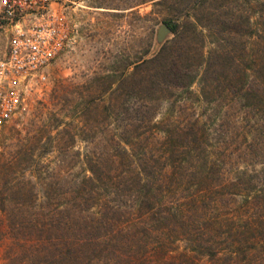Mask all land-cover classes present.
<instances>
[{"label": "trees", "instance_id": "16d2710c", "mask_svg": "<svg viewBox=\"0 0 264 264\" xmlns=\"http://www.w3.org/2000/svg\"><path fill=\"white\" fill-rule=\"evenodd\" d=\"M209 1L157 0L173 36L135 62L110 150L83 154L81 203L59 214L54 228L66 238L54 256L73 264H183L191 255L172 252L185 239L209 264H264V0H246L242 15L190 16L208 13ZM225 23L249 45L236 54L205 51ZM182 188L193 193L180 196Z\"/></svg>", "mask_w": 264, "mask_h": 264}, {"label": "rangeland", "instance_id": "374dc122", "mask_svg": "<svg viewBox=\"0 0 264 264\" xmlns=\"http://www.w3.org/2000/svg\"><path fill=\"white\" fill-rule=\"evenodd\" d=\"M245 1L211 0L208 13L192 10L189 14L206 21L210 13L219 11L242 15L247 10ZM60 15L70 34L65 49L48 68L45 83L29 94L25 107L0 125V264H73L71 257L54 256L64 248L66 238L54 225L59 214H71L81 203L83 154L86 150L99 153L110 145L119 104L133 83L135 62L154 56L173 36L170 33L157 42L158 28L170 16L157 0H81L66 6ZM227 26H217L206 38L205 51L218 47L236 54L249 45L243 31L229 35ZM200 87V82L192 86L195 91ZM216 96V91L208 93L211 100ZM165 106L156 112V120ZM212 106L206 105L209 112ZM234 157L238 159L237 152ZM102 163L110 165L106 159ZM179 193L189 196L193 188ZM174 245L177 259L179 254L191 255L183 264H209L205 256L186 247L185 239Z\"/></svg>", "mask_w": 264, "mask_h": 264}, {"label": "built area", "instance_id": "2783aa9c", "mask_svg": "<svg viewBox=\"0 0 264 264\" xmlns=\"http://www.w3.org/2000/svg\"><path fill=\"white\" fill-rule=\"evenodd\" d=\"M79 1L0 0V125L47 80L70 38L60 14Z\"/></svg>", "mask_w": 264, "mask_h": 264}, {"label": "water", "instance_id": "95a60500", "mask_svg": "<svg viewBox=\"0 0 264 264\" xmlns=\"http://www.w3.org/2000/svg\"><path fill=\"white\" fill-rule=\"evenodd\" d=\"M170 33H171V29L169 28V26L166 23H162L157 31V36H156L157 42L161 43L165 39V37Z\"/></svg>", "mask_w": 264, "mask_h": 264}]
</instances>
